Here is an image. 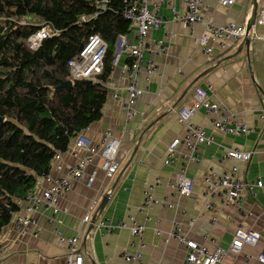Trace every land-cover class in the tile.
<instances>
[{"label": "crops", "instance_id": "obj_1", "mask_svg": "<svg viewBox=\"0 0 264 264\" xmlns=\"http://www.w3.org/2000/svg\"><path fill=\"white\" fill-rule=\"evenodd\" d=\"M255 1L258 5L259 0H236L233 6L222 7L216 0H208L202 10L203 23L185 26L174 20L175 15L185 11L183 0H164L159 6L164 26L148 33L147 49L143 52V65L147 61L153 62L156 70L147 75L142 69L139 74L142 95L134 105L136 116L126 123L121 106L126 95L122 70L129 59L122 49L124 44L137 40V28L131 25L128 34L122 37L114 70L106 84L108 96L102 117L82 132L94 142L100 140L106 129H111L114 136L120 138L126 155L118 157L121 164L118 173L111 179L105 178L97 158L87 168V174L94 177V182L90 185L85 181L76 182L61 197L60 208L67 213L53 215L45 210L34 213L35 224L26 236H18L10 222L0 234V264H65V238L75 236L79 237V246L86 253L85 264H126L123 254L138 249L133 248L129 230L107 233L98 224L105 220H124L129 225L128 216H133L145 227L141 248L144 264H186L184 247L167 239L173 222L180 225L182 234L209 250L227 248L238 227L260 235L255 246H244L237 255L229 253L226 264H245L246 256L264 253V123L260 120L264 41L251 39L248 52L245 47L241 48L242 41L228 40L223 46L209 43L206 48L196 43L206 33L207 22L216 26L232 23L245 29ZM153 3L148 2V7L151 8ZM252 31L257 36H264V27L255 26ZM158 42L169 47L166 56L155 54ZM207 48L212 49L210 54L206 53ZM196 87L204 89L213 103L227 109L232 118V131L220 132L212 124L214 115L203 110L196 112L190 123L201 127L212 137L214 144L201 146L196 161H187L189 151L180 145L174 163L167 166L164 164L166 149L173 139L183 136L185 130L178 122L177 113L184 106L193 104ZM113 94L117 99L112 98ZM236 126H246L251 131L236 135ZM226 149L253 154L248 163L223 161ZM82 155L83 152L63 153L56 163L62 165V173H65ZM184 164L193 186L188 197L169 189ZM234 165L238 167L240 179L249 184L258 178L263 187L245 189L239 208L221 198L207 200L205 178L213 172L229 171ZM155 184L150 210L146 214L139 212L143 191ZM107 194L109 201L94 220L96 209ZM93 202L97 203L95 207ZM23 210L24 204L19 213ZM87 214L89 222L84 223L82 219Z\"/></svg>", "mask_w": 264, "mask_h": 264}, {"label": "built area", "instance_id": "obj_2", "mask_svg": "<svg viewBox=\"0 0 264 264\" xmlns=\"http://www.w3.org/2000/svg\"><path fill=\"white\" fill-rule=\"evenodd\" d=\"M154 1L152 7H148L147 3ZM208 0H183L185 11L181 15H175L174 20L185 26L203 23L202 10ZM164 0H127L124 15L137 28V40L135 43L124 44L123 52L126 53L129 61L123 67L122 73L126 79L124 87L125 98L122 101V111L125 122H129L136 116L134 105L142 91L139 87L138 77L142 69L145 74L151 75L155 73L153 62L147 61L143 65V52L146 48V37L151 30H158L164 26V21L159 15V6ZM222 7H231L236 0H216ZM152 3V2H151ZM22 24L26 21H22ZM255 26L264 27V0H259L257 8V16ZM206 33L202 34L196 43L206 48L209 43H217L223 46L228 40L243 41L245 38V29L236 24H225L221 26L213 25L209 22L205 23ZM51 35V31L47 26H42L28 40L27 45L31 50H36L41 42ZM250 39H261L264 41V36H257L250 31ZM121 38V42L124 38ZM121 46V45H120ZM107 45L98 36L92 35L88 38L85 46L81 50L78 57L72 59L68 63L69 75L71 81L85 80L94 82L103 70V59L106 54ZM169 47L162 43H157L155 54L166 56ZM207 54H210L212 49H205ZM117 56L115 55L116 61ZM193 104L184 106L178 113V122L184 125V134L181 137L173 139L166 149V159L164 164L171 166L174 163V156L178 146L183 145L189 156L187 161H196L199 148L201 146H211L214 144L212 137L205 134L201 127L194 126L190 123L192 116L203 110L206 114L214 115L215 119L212 124L214 128L222 133H231L230 126L232 118L227 109L221 105L213 103L207 96L204 89L196 87L193 92ZM261 110L260 120L264 123V87L260 90ZM113 99H117V95H112ZM251 130L246 126H236L234 132L236 135L240 133H248ZM264 134V127H263ZM78 152H83V155L76 163L69 166L65 173H62V165L56 163L58 158L63 153H58L54 156L51 163V169L47 174L38 178L35 186L29 191L26 200L24 201V210L22 213H17L11 221L12 230L18 236H26L32 225L35 224L32 219L34 213L45 210L57 213H67L65 209L60 208V199L63 194L72 189L76 182L85 181L88 185L94 182V177L87 174V168L90 167L95 159H100V169L104 173V177L111 179L120 169L119 155L125 156L126 152L121 148V140L114 136L111 129H106L100 136V140H94L84 133L78 134L72 141L70 148L65 152L70 155H75ZM253 152H243L238 149H226L223 155V161L235 160L238 163H248ZM56 172V174H54ZM55 175V176H54ZM206 190L205 198L207 200L214 197L221 198L225 203H230L235 207L240 206L241 194L245 189L254 187L261 188L260 179H256L252 183H246L238 176V167L232 166L229 171L217 173L213 172L204 180ZM158 183V182H157ZM157 184L147 187L142 194V203L139 212L144 214L150 210L154 202L153 192ZM192 181L187 177V165H182L174 178L169 184V189L179 196L188 197L192 192ZM96 202L92 206L95 207ZM249 216V214H247ZM126 221L120 220L111 222L109 220L100 221L98 227L105 230L107 233H113L115 230L127 229L133 239V250L130 253L123 254V260L126 264H144L141 248L143 244V236L145 227L136 222L133 216H128ZM84 223L89 222V215H85L82 219ZM58 237L61 233L56 231ZM167 239L177 241L185 249L186 264H226V257L229 253L237 255L241 252L244 246H255L260 240V235L252 230L238 227L234 232L231 244L227 248L216 247L212 250L207 249L204 245L199 244L186 235L182 234L180 225L173 222L170 232L167 234ZM67 246L65 254V264H85L84 257L86 255L82 247L79 246V237L65 238ZM245 264H264V253H259L256 256H246Z\"/></svg>", "mask_w": 264, "mask_h": 264}, {"label": "trees", "instance_id": "obj_3", "mask_svg": "<svg viewBox=\"0 0 264 264\" xmlns=\"http://www.w3.org/2000/svg\"><path fill=\"white\" fill-rule=\"evenodd\" d=\"M126 6L127 0H0V234L54 156L100 121L116 42L132 25ZM42 26L51 35L31 50L27 40ZM92 35L107 45L103 70L92 85L71 81L68 63ZM67 81L70 88L59 87Z\"/></svg>", "mask_w": 264, "mask_h": 264}, {"label": "water", "instance_id": "obj_4", "mask_svg": "<svg viewBox=\"0 0 264 264\" xmlns=\"http://www.w3.org/2000/svg\"><path fill=\"white\" fill-rule=\"evenodd\" d=\"M257 8H258V5H257V2L255 1L253 3L251 17L248 20V22L246 24V27H245V38L243 39L242 44H241V48L245 47L246 52H248L249 46H250V43H251V39H250L249 35H250V31L252 30V27L255 24V20H256V16H257V14H256ZM120 45H121V38H119L117 40V42H116V46L119 47L117 49V51H116V54H115L116 56L118 55V53L120 51ZM87 83L90 84V85L93 84L92 81H87ZM71 86H72V82L71 81H67V82L62 83L59 87H67V88H70ZM175 106L176 105L173 106L172 110L175 108ZM108 201H109V195L108 194L107 195H104L102 197V199H101V201H100L97 209H96V212H95V215H94V220L96 219V217H99L101 215V213L104 210L105 206L107 205Z\"/></svg>", "mask_w": 264, "mask_h": 264}, {"label": "rangeland", "instance_id": "obj_5", "mask_svg": "<svg viewBox=\"0 0 264 264\" xmlns=\"http://www.w3.org/2000/svg\"><path fill=\"white\" fill-rule=\"evenodd\" d=\"M262 187H263V186H262ZM262 187H261V188H262Z\"/></svg>", "mask_w": 264, "mask_h": 264}]
</instances>
